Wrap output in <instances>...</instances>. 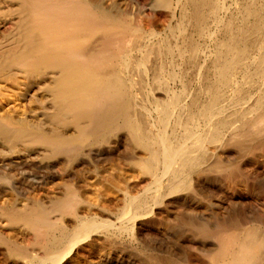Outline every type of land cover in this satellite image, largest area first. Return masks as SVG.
Instances as JSON below:
<instances>
[{
	"label": "bare ground",
	"instance_id": "obj_1",
	"mask_svg": "<svg viewBox=\"0 0 264 264\" xmlns=\"http://www.w3.org/2000/svg\"><path fill=\"white\" fill-rule=\"evenodd\" d=\"M263 158L264 0H0V264H264V202L179 215Z\"/></svg>",
	"mask_w": 264,
	"mask_h": 264
},
{
	"label": "rangeland",
	"instance_id": "obj_2",
	"mask_svg": "<svg viewBox=\"0 0 264 264\" xmlns=\"http://www.w3.org/2000/svg\"><path fill=\"white\" fill-rule=\"evenodd\" d=\"M132 1L140 3V4H145V2L149 1V0H132ZM227 3L228 4L232 3V0H227ZM150 14L151 13L148 12V11H146L144 13L145 16H148ZM163 18H165V16L164 15H162V16L160 15V17L158 19V23L160 22L162 25L164 23L166 24L165 19H163ZM257 158L260 159V157H257ZM262 165H263L262 163H259V164L256 165V167H254V169L252 171L253 173L249 176L250 179L246 183L242 182V184H241V182H237L236 185H234V186L232 184L229 187L230 189L229 188H225V187L222 188V187L218 186V184H217L218 181L217 180H220L223 177L221 174H218L216 172H211V173H209V175L207 174V176H206L207 177V183H205L204 186L207 185L208 188H207V186L204 187L203 192L205 191L204 192V194H205L204 196H206V197H204L205 200H206L205 202H208V203H206V204L203 203L201 205L202 206L201 208L200 207L198 208V206H197V208H196L197 210H195V211L193 210V211L188 212V213L184 212L183 214H179V215L180 216L183 215L184 217H186L185 220L191 219V218L192 219H194V218L197 219L198 218V219H204V220H206V222L208 220L212 221L213 217H215L216 215H222L223 217L229 218L233 214L234 215L237 214V215H240V216H245V217L254 219L255 218L254 216L257 215L256 212H258V210H259L258 207L260 206L261 203L264 202V165H263V167H262ZM248 168L250 169L251 165L247 166V169ZM216 178H217V180H216ZM139 182H140L139 180L131 181V186L134 185V186H132V188L134 190H138L140 188V186L142 185V182H140V183ZM238 190H240V191H238ZM232 191L234 192V195L232 194L233 193ZM207 195L211 199L213 198L212 200L214 201V203L208 197L209 201L211 200L210 201L211 203H209ZM261 198H263V199H261ZM109 202H111V201L109 200ZM256 202H260V203H256ZM255 203H256L257 206L254 205ZM261 208H264V206H262V204L260 206V209ZM200 210L203 211V213L199 212ZM233 212H235V213H233ZM199 214L201 215V217H199L200 216ZM179 221H180L179 219H172L171 221L166 222V225L168 224L169 233H170V234L168 233L169 236H170V239H169V236H168V240L169 241L167 240L168 241L167 243L169 245L167 244V246H168V248L171 249V251H177L178 252V249H179V251H180V249H182V250L186 249L185 246H183L184 249L181 246V245H186L185 243L188 242L186 240L184 241L185 237L191 239L194 242L195 241L197 242V241L200 240L199 242H207V243H209V242L213 241V237L212 236H209L207 238L206 237L201 238L200 231L196 227H194V226H192V225H190L188 223H184V222L182 223L181 221H180L181 222V224H180ZM210 224H212V223H210ZM173 236H175V237H173ZM146 237L149 238L151 236H150V234L146 235V232H143L141 234V236L137 235V237H136V239L138 238L137 240L136 239L134 240V238L129 237L128 235L127 236L125 235V236H123L121 238L122 240L119 239V241H117L115 243V246L118 247L123 252V254H125L126 256H134V257L139 258L140 256L150 255V253L145 252L144 249L141 246V241L142 240H146L147 239ZM179 237L180 238L182 237V238L179 239ZM193 237H195V238H193ZM177 239L179 241H177ZM182 241H183V244H181ZM177 243H179V245ZM177 245L179 246V248L177 247ZM180 247H182V248H180ZM76 260L77 261H75V263L74 262H72V263L70 262V263H67V264H80L79 263L80 261L89 262V263L94 262V259H84L82 254H80L79 257ZM6 264H13V262L12 261H8ZM64 264H66V263H64Z\"/></svg>",
	"mask_w": 264,
	"mask_h": 264
}]
</instances>
